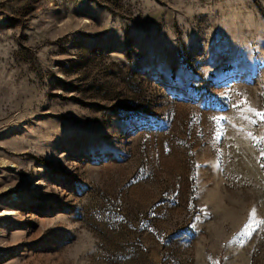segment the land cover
<instances>
[{"label":"rangeland","instance_id":"obj_1","mask_svg":"<svg viewBox=\"0 0 264 264\" xmlns=\"http://www.w3.org/2000/svg\"><path fill=\"white\" fill-rule=\"evenodd\" d=\"M0 264H264V0H0Z\"/></svg>","mask_w":264,"mask_h":264},{"label":"bare ground","instance_id":"obj_2","mask_svg":"<svg viewBox=\"0 0 264 264\" xmlns=\"http://www.w3.org/2000/svg\"><path fill=\"white\" fill-rule=\"evenodd\" d=\"M9 214L11 215V214H13V212L10 213V212L7 211V210H3L2 212H0V215H1V216H5V215H9Z\"/></svg>","mask_w":264,"mask_h":264}]
</instances>
